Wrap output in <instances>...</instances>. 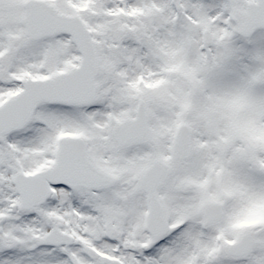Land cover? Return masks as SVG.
<instances>
[{"label": "snow or ice", "instance_id": "obj_1", "mask_svg": "<svg viewBox=\"0 0 264 264\" xmlns=\"http://www.w3.org/2000/svg\"><path fill=\"white\" fill-rule=\"evenodd\" d=\"M0 264H264V0H0Z\"/></svg>", "mask_w": 264, "mask_h": 264}]
</instances>
